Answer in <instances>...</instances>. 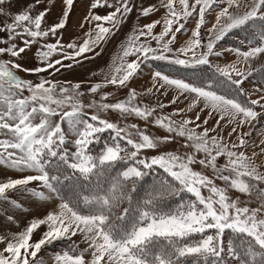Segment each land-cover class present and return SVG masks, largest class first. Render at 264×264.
<instances>
[{"label": "snow or ice", "instance_id": "obj_1", "mask_svg": "<svg viewBox=\"0 0 264 264\" xmlns=\"http://www.w3.org/2000/svg\"><path fill=\"white\" fill-rule=\"evenodd\" d=\"M76 3L29 0L0 21V264H45L49 250L52 264H264V139H253L264 85L256 98L244 88L264 71L251 69L264 59V0H87L80 34L65 41ZM11 4L0 0V16ZM134 11L136 20L161 14L130 29L103 80L82 89L45 77L99 57ZM231 35H242L240 46H224ZM150 65V86L130 88ZM109 87L128 91L117 98ZM141 95L156 104L138 102ZM168 107L170 115L154 116ZM128 118L145 129L116 122ZM148 122L168 134H148ZM177 137L191 154L168 147Z\"/></svg>", "mask_w": 264, "mask_h": 264}, {"label": "rangeland", "instance_id": "obj_2", "mask_svg": "<svg viewBox=\"0 0 264 264\" xmlns=\"http://www.w3.org/2000/svg\"><path fill=\"white\" fill-rule=\"evenodd\" d=\"M28 2H29V0H12L11 6H5L6 10H8V16H6V17L0 16V21L10 22V19L12 17H14V15L16 13L23 10L24 6ZM49 2L51 3V0H49ZM144 2L145 3H156L157 0H144ZM9 7H10V10H9ZM86 9H87V0H77L76 6L74 8V12H73L72 17H71V21H70L69 25L67 26L66 31L64 32V40L65 41H67L68 39H70L74 36H78L80 34V30L78 29L77 25L79 24L82 16L85 14ZM58 12H59V6L57 5V7L53 10L51 16L49 17V20L51 21L52 19H54ZM160 14L161 13H157L153 16H150L147 19L136 20L137 13H136V11H134L131 14L130 18L128 19V21L124 24V26L120 30V32H118L114 37H112L108 43L103 45V50L101 51V55L99 57H96L94 59L86 61L79 67H75L70 71L62 72L61 74H58L55 76L49 77L45 73L44 74L45 77L49 78V79L60 80L61 82L66 81V80L71 81L73 83L83 82L82 83V89H86L89 83H94V82L103 80L105 75H108L111 73L112 67H113V62L117 59V57L120 54V45L122 43L126 42V40H125L126 34H128L130 32V29H132L136 25H143V24L150 22L151 20L157 19V18H159ZM209 19H211V17H209ZM188 27L189 28L193 27V24L190 23L188 25ZM156 31H159V27L156 29ZM0 36H3V33H0ZM186 38H187L186 36L179 37V39L181 41H183ZM238 39H242V35L240 37H238L236 35H231L227 38V42L225 43L224 46L225 47L240 46L238 43H236ZM247 46H248L247 42H245V45H244L245 50H246ZM34 51H35V49H33V52ZM3 58L6 59L7 57H3ZM233 59H234V57L231 54H229L228 60L231 61ZM213 62L223 65L225 63V60H224V58H219V59H214ZM23 63L25 64V66H29V67L34 66L35 62L32 59V53L31 52L28 53V56L26 57V59ZM152 67H153V65H150L149 68L144 69L143 75L141 77L134 79L130 83L129 87L135 88L138 92H143L146 85L150 86L149 74H150ZM242 67L246 71L249 70L248 65H242ZM251 69L252 70H255V69L264 70V59L257 58L256 60H253L251 62ZM93 73H95V75H93ZM19 75L25 79H30L33 81L36 80L35 76L28 75L24 72H20ZM249 81L245 82L244 88L246 90H248V92L252 96V98H256L257 93L255 92V88L260 87L261 85H264V71H261V72H255L254 71L253 76L249 78ZM104 91L113 92L114 96H116L117 98H123L125 96L126 92L128 91V89H121V90H115L114 91L113 88L109 87V88L105 89ZM169 98L170 97H162L161 102L167 103ZM83 99L87 103V102H90L92 99H98V97H93L91 95H85L83 97ZM109 99L111 100L112 98L110 97ZM138 102L147 104L149 107H152L156 104V100L154 98H152L151 96H145V95L139 96ZM179 107H185V105L180 104ZM87 111L91 114L93 112H96L97 110L96 109H88ZM257 111H259V109H257ZM172 112H173V107H168V108H165L163 110H160L159 108H157V111L154 113V116L170 115ZM99 115L101 116V118H110V119L116 120V116L118 114L101 112V113H99ZM195 115H196V112L194 110L191 113H186L183 116V118L184 119H187V118H193L194 119ZM204 115H205L204 113H201V120H203ZM172 119L177 121V123H179L181 120V117L180 116H173ZM116 122H119L121 124V126H124L125 124L136 123L140 126L141 129H145V126H146L144 121L139 120V119H135V118H128L127 120L120 119ZM212 124H214V121H211L209 123L208 127H211ZM189 127H193V125H189ZM247 130L248 129L246 128L245 131H247ZM146 131L148 134L152 135L153 137H163V136L168 134V133H166L165 129L156 127L151 122L147 123ZM226 131L227 130H225V135H226ZM262 133H264V117H261L259 119V122L256 123L255 130H253V139L257 143L259 142L260 139H264V135H261ZM171 135H175V134L173 133ZM177 141H179V142L178 143L173 142V143L169 144L168 147L171 149H176L179 152H181L182 154H184V153L191 154L192 153L193 149L181 147V144L184 142L183 138L177 137ZM202 157H203V153L197 154V159H200ZM224 162H225V158H220L217 162L218 166L222 165ZM195 167L197 168V170H201L207 175H210V176L213 175L210 168L204 169L202 166H200L198 164L195 165ZM217 183L220 184L221 186L223 185L222 181L217 180ZM230 194L233 195V197H235L237 195L234 192H230ZM240 199H241L242 203L248 204L250 207L259 206V201L256 200L254 197L253 198H247V197L241 196ZM25 219L26 218L24 216L20 217L21 227H23ZM73 239L79 241L81 238L78 235L77 237H74ZM60 247H62L61 244L56 245L57 249H59ZM81 247H83V245H81ZM50 256H51V250H49L48 254L44 255L45 264H52V260L50 259Z\"/></svg>", "mask_w": 264, "mask_h": 264}, {"label": "trees", "instance_id": "obj_3", "mask_svg": "<svg viewBox=\"0 0 264 264\" xmlns=\"http://www.w3.org/2000/svg\"><path fill=\"white\" fill-rule=\"evenodd\" d=\"M153 179H154V177H149V178H147V181H146V183L144 184V187H145V188L149 187V186L151 185ZM135 195H136V194H134V197H135ZM140 195H143V193L140 192Z\"/></svg>", "mask_w": 264, "mask_h": 264}]
</instances>
